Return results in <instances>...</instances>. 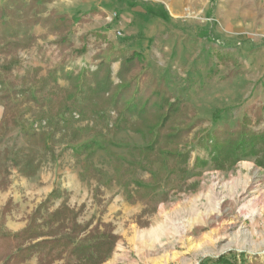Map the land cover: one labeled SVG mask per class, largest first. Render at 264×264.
<instances>
[{"label": "rangeland", "instance_id": "obj_1", "mask_svg": "<svg viewBox=\"0 0 264 264\" xmlns=\"http://www.w3.org/2000/svg\"><path fill=\"white\" fill-rule=\"evenodd\" d=\"M82 1L0 0V27L38 18L29 48L9 52L0 39V119L7 115L5 125L0 124L6 130L0 132V230L17 232L31 221L41 224L64 203L72 212L63 228H53L55 233L88 223L86 233L101 221L118 235L101 264H218L220 255L235 264H264V168L256 156L216 168L201 144L214 129L235 128L244 117L254 131L264 128V0H101L95 5L108 11L95 17L101 23L97 30L106 28L107 13L115 22L130 5L141 26H171L172 59L175 50L183 53L179 62L174 59L171 78L186 83L176 96L202 119L182 142L189 151L183 175L170 172L169 161L161 168L158 162L140 163L128 147L142 146L145 139L128 130L115 135L108 131L115 116L111 109L106 119L77 116L79 97L76 92V97L67 96L71 82L65 75L95 68L89 60L80 65L78 50L86 48L85 43L93 58L108 61L113 56L108 48L99 50V40L77 38L85 18L74 20L65 11ZM58 15L70 23L61 25ZM139 35L128 46L146 50L152 62L153 40L146 45ZM12 57L18 63L8 70ZM54 69L56 81L48 76ZM111 76L116 80L113 69ZM204 92L226 98L213 115L202 118L192 102H200ZM27 130L41 146L29 145ZM103 135L115 143L104 141ZM93 140L104 141L105 148L97 149L90 144ZM27 155L34 156L33 164L38 162L30 177L21 172ZM195 158L201 162L195 164ZM8 199V210L3 211ZM38 231L50 233L51 225ZM44 252L11 264L75 262L68 249L51 263H46Z\"/></svg>", "mask_w": 264, "mask_h": 264}, {"label": "trees", "instance_id": "obj_2", "mask_svg": "<svg viewBox=\"0 0 264 264\" xmlns=\"http://www.w3.org/2000/svg\"><path fill=\"white\" fill-rule=\"evenodd\" d=\"M57 17L60 19L61 25H66V22L70 23V20L64 15ZM33 19H22L13 24L1 23L2 46L9 47V52L29 48L35 39L34 34L31 33V27L38 21L36 17ZM73 19L82 20L79 17ZM58 27L60 26L58 25ZM109 50L113 54L110 60L102 59L94 69L65 75L66 79L71 82V90L67 92V96L76 97L78 95L77 97H79L77 116L80 120L86 119V116L106 119V111L111 109L115 116L107 126L108 131L115 135L120 131L128 130L145 139L146 142L142 146L128 147L129 151L132 150L137 154L140 163L143 160L149 164L158 162L161 168L169 161V171L183 175L186 171L183 165L188 160L189 151L182 148V142L202 119L196 117L194 108L188 102L171 93L163 80L154 78L147 69L145 56L142 52L113 50L112 48ZM85 51L86 48L81 47L78 54ZM115 60L120 61L116 73L117 82L113 81L110 68V63ZM13 63H18V58L12 57L8 61L9 66H6V69L9 70ZM48 76L49 79L56 81L55 69ZM44 81L48 82L47 79ZM72 90L75 91L72 92ZM75 92L76 95H74ZM6 116L5 113L1 117L0 124L3 126ZM249 121L250 119L244 117L235 128L225 125L206 135V141L201 144L209 149L210 159L216 168L225 169L247 156H256V163L264 168V128L254 131L248 126ZM11 122L12 126L17 124L15 117L11 119ZM2 125L0 132L4 134L6 130ZM24 134L29 145L30 143L37 146L42 145L40 141L35 142L34 132L27 130L24 131ZM102 138L108 143L114 142L104 135ZM209 140L211 142L208 143ZM104 141L102 144V142L93 140L90 144L95 145L97 149H103L105 148ZM25 158L21 172L25 176H31L38 168V162L33 164L34 156L32 155H27ZM198 162H201V159L195 158V164ZM8 200L3 211L8 210L10 199ZM45 202L36 208L35 214L40 212V208ZM71 212L72 209L63 203L49 212L41 224L31 221L17 232L0 230V249L3 254L0 255L1 264L23 261L43 249H45L43 255L47 256L46 263L61 259L63 253L68 249V254L74 256V264H101L113 250L118 235L113 232L111 224L101 221H98L86 233L83 232L87 229L88 223L85 225L74 223L70 232L61 235L55 233L53 228H63L65 221L69 218L68 214ZM44 225H51L50 233L38 231L39 226ZM100 226H103V229H100ZM24 241L26 244H23ZM55 250L56 253H54ZM215 262L235 264L234 261L227 258V255L218 256Z\"/></svg>", "mask_w": 264, "mask_h": 264}, {"label": "crops", "instance_id": "obj_3", "mask_svg": "<svg viewBox=\"0 0 264 264\" xmlns=\"http://www.w3.org/2000/svg\"><path fill=\"white\" fill-rule=\"evenodd\" d=\"M100 1L101 0H84L82 1V4L80 6L75 7L76 3L71 4V6L67 9V11H65L68 13L69 16L85 18V21L80 23L81 27L78 28L77 38L81 37L82 39L87 38V39L99 40L102 43L99 50H101L102 48L103 49L112 48L113 50H127V51L138 50L142 52L145 56L147 69L152 73V75L158 80H163L166 83L171 93L175 95H180L178 94L180 87L181 88L184 87V84L186 83L180 79L179 82L173 81L174 79L171 78L172 76L171 73L172 74L175 73L176 70V69H172L174 66V59H176L177 57V60L179 62L180 58L183 57V53L180 49L178 51L175 50L174 59H172L173 39H172L171 26L163 22L157 23V27L153 25V22L151 23L149 22V24L145 27L141 26L139 23L140 21L139 14L137 13V11H133L130 5L128 7L129 10L124 11V13L121 14L119 16V19L116 20L115 22L112 21L109 13H107L108 18L107 21L104 22L106 28L103 30H99V29L97 30V28L100 26L99 24L101 23H99L95 19V17L107 11V9L105 8H102L101 9L102 11H100V7L97 8L95 7V5L99 4ZM93 10L95 11L92 12ZM91 20L93 21L96 20L97 23H95L94 25H90L93 23ZM73 28L74 27H72V29ZM32 29H34V26ZM34 31L36 33V30ZM136 34L137 35L140 34L139 37L146 38L145 40L146 45H148L149 40L152 38L153 40L152 41L153 46H151V49H153L152 62H150L146 57V50H143L139 46H133V47L128 46V42L133 40L134 39L133 37ZM187 37L189 39L190 36ZM191 40L195 41V38L191 37ZM84 45L86 46V51L82 54H79L80 57L77 58L78 62H81L80 65L84 64L82 61L89 60L95 62V65L93 66H96L100 60L104 59V58H93V52H90V50L87 48V45L85 43ZM119 66H120L119 60L112 61L110 63L111 74L113 69L116 75ZM113 81L117 82L118 81L117 77L116 80L113 79ZM174 87L176 88V92L174 91ZM181 91L183 93L185 90H183L182 88ZM225 98L226 97H223L221 95L220 96L216 94L212 95L211 93L208 94L204 92L203 96L201 97V101L198 103L193 101L192 104L195 107L198 116L203 118L213 115V112L216 108H221L219 102L224 101ZM212 103L213 104L217 103V104L213 106Z\"/></svg>", "mask_w": 264, "mask_h": 264}, {"label": "bare ground", "instance_id": "obj_4", "mask_svg": "<svg viewBox=\"0 0 264 264\" xmlns=\"http://www.w3.org/2000/svg\"><path fill=\"white\" fill-rule=\"evenodd\" d=\"M145 233V232H144ZM203 238V237H202Z\"/></svg>", "mask_w": 264, "mask_h": 264}]
</instances>
